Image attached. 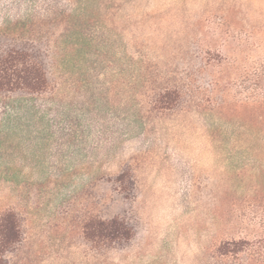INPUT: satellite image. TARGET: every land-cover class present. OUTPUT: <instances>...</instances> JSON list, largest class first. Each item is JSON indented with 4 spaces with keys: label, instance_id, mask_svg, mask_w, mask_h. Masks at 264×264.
Wrapping results in <instances>:
<instances>
[{
    "label": "rangeland",
    "instance_id": "rangeland-1",
    "mask_svg": "<svg viewBox=\"0 0 264 264\" xmlns=\"http://www.w3.org/2000/svg\"><path fill=\"white\" fill-rule=\"evenodd\" d=\"M10 48L48 87L0 93L6 264H264V0H0Z\"/></svg>",
    "mask_w": 264,
    "mask_h": 264
},
{
    "label": "trees",
    "instance_id": "trees-1",
    "mask_svg": "<svg viewBox=\"0 0 264 264\" xmlns=\"http://www.w3.org/2000/svg\"><path fill=\"white\" fill-rule=\"evenodd\" d=\"M48 87L46 72L40 60L31 52L10 48L0 52V93L24 92L38 94ZM91 240L106 243L127 241L131 230L120 220L91 222L84 228ZM19 241L18 225L14 214L8 213L0 219V264H6L4 253ZM235 252H241V242H230Z\"/></svg>",
    "mask_w": 264,
    "mask_h": 264
}]
</instances>
